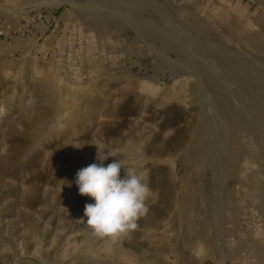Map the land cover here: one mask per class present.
<instances>
[{
    "label": "rangeland",
    "instance_id": "obj_1",
    "mask_svg": "<svg viewBox=\"0 0 264 264\" xmlns=\"http://www.w3.org/2000/svg\"><path fill=\"white\" fill-rule=\"evenodd\" d=\"M116 159L154 195L109 246ZM0 264H264V0H0Z\"/></svg>",
    "mask_w": 264,
    "mask_h": 264
},
{
    "label": "clouds",
    "instance_id": "obj_2",
    "mask_svg": "<svg viewBox=\"0 0 264 264\" xmlns=\"http://www.w3.org/2000/svg\"><path fill=\"white\" fill-rule=\"evenodd\" d=\"M113 155L106 152L100 160ZM124 165L117 159L105 166L92 163L77 171L74 183L79 194L90 196L95 203H86L84 218H81L92 236L111 246L122 235L138 229V221L147 215V201L154 195L153 190L130 165L125 169V176L120 177ZM71 186V185H69Z\"/></svg>",
    "mask_w": 264,
    "mask_h": 264
},
{
    "label": "bare ground",
    "instance_id": "obj_3",
    "mask_svg": "<svg viewBox=\"0 0 264 264\" xmlns=\"http://www.w3.org/2000/svg\"><path fill=\"white\" fill-rule=\"evenodd\" d=\"M53 5V4H52ZM197 61V60H196ZM206 63V62H205ZM237 70V69H236ZM197 71V70H196ZM239 72V71H238ZM231 73V72H230ZM238 75V74H236ZM200 76V75H199ZM202 78V77H201ZM207 78V77H206ZM211 85V84H210ZM240 94V93H239ZM222 96V95H221ZM221 99V98H220ZM224 100V99H223ZM250 101V100H249ZM221 102V101H220ZM224 105V104H223Z\"/></svg>",
    "mask_w": 264,
    "mask_h": 264
}]
</instances>
